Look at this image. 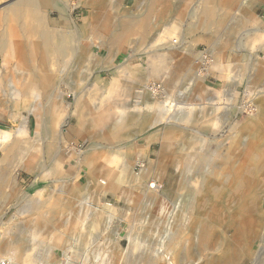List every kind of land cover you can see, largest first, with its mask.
Here are the masks:
<instances>
[{
  "label": "rangeland",
  "instance_id": "374dc122",
  "mask_svg": "<svg viewBox=\"0 0 264 264\" xmlns=\"http://www.w3.org/2000/svg\"><path fill=\"white\" fill-rule=\"evenodd\" d=\"M147 1L105 0L103 11L113 19L111 22L113 30L106 33L104 38L99 39V44L111 41L115 32L114 29L117 28L119 22L140 15L144 11ZM250 1L257 0H240V8L245 2ZM4 3L6 2H2L0 6ZM75 3L73 2V4ZM200 3L201 0H169L167 7L162 9L161 22L157 26L156 32L164 37V42L159 48L160 54L154 59L157 60V63L161 62L160 59L164 60L165 69L160 76L166 79V83L158 84L156 91H153L156 95L154 101H149L141 93L144 85L138 79L140 76L145 78V83L146 80H154L153 83L155 82L150 72L151 62L149 63L143 52L134 50L129 44H124L119 46L117 64L108 63L105 52L99 55V62L92 69L95 75L89 80L92 86L89 85L88 93H85L87 104L84 107L83 118H79L76 114V96L73 92L79 93L82 88L79 87L77 90V82L81 83L85 77L81 74L80 78L73 79L76 81L74 85H72V80L71 84H68V78L62 80L63 82H58L55 79L54 86L45 93V98L42 101L44 109L40 110L43 116L49 114L48 123H44L49 135L44 131L45 126H42L38 130L37 137L35 136L37 132L36 118L30 114V110L35 104L33 100H31L28 108L23 109L20 108L21 102L17 97L5 96L3 90L4 87L8 90L7 86L10 81L5 78V63L0 58V129L12 132L13 138H16L18 128L27 117V137L30 139L34 151H38L40 160L48 166L47 170H41L42 172L39 173L38 171H20L18 168L20 158H17L16 165L13 164L10 167L9 172H12L11 177L14 182L9 186L0 188V240L20 243L26 252L33 249L37 253L45 255L46 264H164L162 260L157 259L158 248L161 238L165 235L166 218L172 208L171 204H180V209H183L184 205L188 204L189 206L192 200H199L198 194L200 193L196 196H189L190 190L196 186L190 181L191 177L194 176V163L197 165L205 157L208 161H218L220 156L216 153L217 151L219 154L222 153L217 149L218 145L223 144L222 149H225L228 133L226 131L217 133L205 131L206 129H213V125L209 123L191 127L202 133L203 136L198 137L203 138V141L184 142L182 136L176 133L171 138V148L176 146L180 150L179 155L183 156L184 154V159L178 167V163L172 164L173 161L168 159L169 156L163 155V141L167 142L168 138L164 124L147 128L143 133H139L137 132L138 121H136L126 129L123 133L124 136L120 135L118 139H112L106 135L105 131L111 123H115L113 115L119 112L123 106L127 107V113L139 111L138 117L144 118L143 116L147 115V111L157 113L162 108L170 107L171 104H174L172 100L178 93L184 95L181 98L183 103L186 100L199 103L198 97L201 94V99H205V102L213 99L216 101L218 100L216 97L221 99L217 116L221 119L220 123L230 119L232 126L237 122H243L245 119H252L247 113L242 115L238 113L251 101L257 103L261 100L264 103V98L262 99L260 95L257 101L246 97L248 89H253L254 94L264 90V53L260 50L263 42L253 40L255 34L253 29L258 26L248 24L245 27H239L237 9L224 16L222 26L218 24L217 19L215 23H210L205 29L192 31V23L196 21L194 17L200 12ZM252 12L264 21V2L258 3L257 1ZM85 15L88 16L85 10L80 8L75 9L72 13V17L77 21H81ZM57 17V13H50L51 20H56ZM153 20L155 19L153 18ZM167 32L174 33L167 38V36L165 37ZM202 55L204 60L201 70L204 72V83L207 86L204 90L196 87L195 79L197 78L191 75L187 68L183 67L188 61L199 65ZM133 56V62L135 64L140 63L142 68L140 72H135L131 76L125 67ZM216 60L222 65L223 72L209 71ZM189 76L194 78L191 77L190 79ZM173 77H175L176 86L173 92H169L167 82ZM97 83L99 84L96 87ZM115 85L114 89L113 86ZM125 89L131 90L129 96L123 94ZM64 95L67 102L62 107L52 109L53 106H59V99ZM137 102H139L138 107L135 104ZM102 113L108 120H104L103 125L99 123L101 122L99 117L102 116ZM257 115L259 114L256 113ZM91 121H97L91 131H85L80 125ZM252 121L255 124L251 125L252 127H257L262 122L261 120L257 121L256 117ZM212 122L216 123V121ZM59 130L63 133L64 141L77 150H72L68 154L67 150L63 149V144L58 141ZM188 133L196 135L194 132L188 131ZM99 145L102 148L98 149ZM182 146L183 152L181 151ZM3 147L0 144V158L3 156ZM78 150L82 151V156L85 159L88 157L92 160L91 169L96 172L99 189L102 181L111 172H117L121 166L129 163L134 166V172L137 175H147V181L157 180L161 177L164 188L155 194L154 200L146 199L142 192L135 189L136 187H128L126 184L117 193L109 191L103 194L99 192L97 195L96 192H89L85 194L87 196L77 197L78 195L68 192L67 184L60 182V177L51 175L50 168L52 161L58 158L63 165L68 155L77 156ZM188 161L192 165V170L185 167V163ZM64 167L65 171H70L72 174L77 172L73 166L66 164ZM181 168H185V171H181ZM63 173L67 175V173ZM83 176H85V172L78 179L80 184L85 183ZM202 188L204 186L202 187L198 182L197 189ZM249 189L245 191L246 196L244 195L243 199L249 205L250 211L248 210L244 216L238 217L236 225L231 226L229 216L236 212L237 207L234 204L229 206L224 200L219 201L218 204L216 201H210V203L205 201V204L203 202L202 205H199L200 217L195 218L188 213V209L187 216L182 218L180 224V228L184 231L183 236L187 238H196L197 231L195 228L197 225L193 224V221L203 218L204 213L212 211L213 204L217 205L214 207V213L217 212V214L214 215L213 213V220L208 223V227H210L208 228L210 234L208 242L210 245L208 244L207 247L210 249L206 248L202 252L194 249L195 255L189 254V261H191L189 262L186 248H183L174 255L175 259L178 258L176 259L177 264H205L209 259L219 258L224 254L225 243L231 245V257H237L239 259L238 264H264V189L253 187ZM123 193H125L124 196ZM136 194H140L142 197L138 204H136L137 201L136 203L134 201ZM43 202L45 205H42ZM88 202L89 206L87 205ZM36 203L37 205H35ZM109 207L112 208L110 214L100 212L101 208L109 210ZM86 208H89L87 214L84 211ZM252 208L254 209L253 212ZM42 213L44 214L42 215ZM94 216L99 217V224H94L95 226L91 221ZM74 219H77V224L74 223L77 229L76 234H73L71 230ZM40 220H46V225H49L48 230L38 227L37 224ZM53 226L59 228L63 246L60 245L58 248L51 249L54 243L52 239ZM84 226H86L85 229ZM131 236L139 243L137 249H129V237ZM81 239L83 240L80 241ZM66 241L68 243L65 247ZM192 242H196V240ZM70 244L74 246L73 250L67 249ZM3 246L0 248V258L10 257L11 254L7 246L5 244ZM66 252L70 253V262L66 259Z\"/></svg>",
  "mask_w": 264,
  "mask_h": 264
},
{
  "label": "bare ground",
  "instance_id": "6f19581e",
  "mask_svg": "<svg viewBox=\"0 0 264 264\" xmlns=\"http://www.w3.org/2000/svg\"><path fill=\"white\" fill-rule=\"evenodd\" d=\"M239 1L240 0H201L200 12L194 17L196 21L192 23L191 30L200 31L205 29L210 23H215L217 19L218 24L222 26V23H224V16L227 13L238 9V26L245 27L248 24H256V27L258 26L256 29H253L255 32L253 40H260L263 42L260 46V50L264 53V21L260 20L252 12L257 1L260 3L264 2V0L245 2L241 8ZM2 2L7 3L0 6V58H2L5 63V78L10 81L7 86L8 90L4 87L5 89L3 88V92L5 96L11 95L12 97H17L21 102L20 108L23 109L28 108L31 100L35 102L30 110V114H33L36 118V137L38 130H40L42 126H45L44 131L49 135L45 125L49 121V114L43 116V114L40 113V110L44 109L42 101L45 98V93L54 86L55 79L58 82H63L62 80L68 78V84H71L72 80V85H74L76 84V81L73 79L80 78L81 74L85 77L84 81H79L81 83L77 82V90H79V87L82 88L79 90V93L76 91L73 92L76 96V114L79 118H83L84 107L87 104L85 93H88L89 85H91L89 80L95 75V72L92 69L99 62V55H102V52H105V57L108 63L112 64H117V52L120 50L119 46L124 44L131 45L134 50L141 51L147 56L149 63L151 62L150 72L154 77L155 82L153 83L154 80H146V84L144 82V77L139 76L138 79L139 82H142V85H144L143 92L141 93L146 96L149 101H154V99H156L154 92L156 91L155 89L158 88V84L163 85L166 83V79L160 76L165 69L163 66L164 60L160 59L161 62L157 63V60L154 58L160 54L159 48L164 42V37L157 34L156 28L161 22V14L163 13L162 9L167 7L169 0H148L144 11L140 15L119 22L117 28L114 29L115 32L113 33L112 40L109 42H102V44H99V39L104 38L106 33L113 30V26H111L113 19L105 14L100 6L102 0H0V4ZM73 2L76 3L73 4ZM77 8L85 10L88 16L85 15L81 21L74 19L72 13ZM52 12L58 14L56 20L50 19V13ZM153 18L155 20H153ZM173 33L174 32H167L165 37L167 36V38H169ZM96 49L98 50L97 52L95 51ZM133 58L134 56L131 57L125 67L131 76L135 74V72H140V69L142 68L140 63L135 64L133 62ZM203 58L202 55V58H200L201 65L192 64V61H188L183 65V67L189 70L191 75L197 78L195 79V84L200 90H204L207 87L204 83V72L201 70L204 60ZM209 71L223 72V67L216 60V63L211 65ZM191 77L192 76H189L190 79ZM185 79H187L186 76ZM98 84L99 83L95 86L97 87ZM167 84L169 92H173L176 86L175 77L169 79ZM115 87L116 85L113 86L114 89ZM253 91V89H248V92L246 93L247 99L251 98L256 99L257 101L259 95L262 99L264 98V90L255 94ZM130 93V89H125L123 92L124 95L128 94V96ZM178 94H176L175 99L172 100V103L174 102V104L170 103V107L167 106L162 108L157 113L147 111V115L143 116L144 118L138 117L139 111L136 113H127V107L122 106V109L113 115L115 123H111L109 127H107L108 129H106L107 131H105L106 135H109L112 139H118L119 136L123 135L126 129L136 121H138L137 132L139 133H143L147 128L164 124L166 126V134L168 138L167 142H165V140L163 141V155H168V159L173 161L171 163H178V167H180L181 161L184 159V154L183 156L179 155L180 150L176 146L171 148V138L175 136L176 133H179L182 136V141L191 143L203 141V138L198 137L203 136L201 135L202 133L191 128L193 126H198L199 124L204 125L209 123L213 125L212 130H205L208 132L213 131L214 133H217L226 131L228 133L226 137L227 144L225 145L226 147H224L225 149H222L223 144L218 145L217 149L222 151L221 154H219L218 151L216 153V155L220 156L218 161H208L205 157L201 159L197 165L194 163V176L191 177L190 181L193 184H196V186L190 190L189 196H196L200 193L198 194V197H200L199 200H192V203H190L189 206L188 204L184 205L185 207L183 209H180V204H171L172 208L166 218L165 235L161 238L158 248L157 259L162 260L164 264H177L176 259L178 258L175 259L174 255L183 248H186L188 261L190 257L189 254L195 255L193 253L194 249L199 252L204 251L206 248L210 249L207 247L210 236L208 231V228L210 227H208V223L213 220L214 207L217 205L213 204V210L204 213L203 218L194 219L193 224L197 225L195 228L197 231L195 239H193L194 237H184V231L180 228L182 218L185 217L186 214L190 213L195 218L200 217L201 209L199 208V205H202L203 202L205 204V201H209V203L210 201H216L218 204L219 201L224 200L229 206L234 204L237 207L236 212L229 216L231 226L236 225L237 218L244 216L246 211H250V207H248L249 205L243 199L244 195L246 196L245 191L250 190V187L264 189V103L261 102V100L257 101V103L251 101L249 105H246V107H243V109H240L238 112L241 115L247 113L248 116L252 119L254 118V120L256 117L257 121H262L260 125L252 127L251 125L254 124V121L248 118L243 122H237V124L231 126L230 119L225 120L224 123H220L221 119L217 116L219 102L221 101L220 98L216 97V99H218L216 101L213 99L205 102V99H201V94L199 93V103H193L191 100H186L185 103H183L181 98H183L184 95L182 93ZM66 102L67 99L64 95L59 99V106H53L52 109L62 107ZM139 102L135 103L137 107ZM256 113L259 115L256 116ZM102 116L99 117V121L101 120L99 123H101V125H103L104 120L108 121ZM212 121H216V123ZM96 122L97 121H91L87 124L80 125L85 131H91ZM188 131L194 132L196 135H190ZM50 132L49 129V133ZM16 133L17 137L13 138L12 132L0 129V144L4 146L2 149L3 156L0 158V188L9 186L14 182L11 177L12 172H9V170L10 167L15 164L17 158H20V164H18L20 171H38L39 173L48 169V166L44 165V162L40 160L38 151H34V147L30 144V139L27 137V117L24 119L23 124L18 128ZM58 137V141L63 144V149L67 150L68 154H70L72 150H77L64 141L62 132L58 133ZM97 148L100 149L102 146L99 145ZM181 151L183 152V146ZM66 164L75 167L77 169L76 174H72L70 171H65L64 166ZM190 164L191 163L188 161V163H185V167H189V169L192 170V165ZM91 165L92 160L88 157L85 159L82 156V151L78 150V155H68L64 160L63 165H61V160L58 158L52 161L50 173L53 177H60V182L67 184L68 192L78 195L77 197H81L89 192H96L97 195L99 192H101V194L109 191L117 193L122 189V186L126 184L128 187H136L135 189L142 192L146 199L154 200L156 198L155 194L164 188L161 177L157 180L147 181L148 176L145 174L142 176H140V174L137 175L134 172V166L129 163L121 166V169L117 172H111L110 175L102 181V185L99 189V186H97V182L99 181L97 180L96 172L91 169ZM163 167L165 169V166ZM181 171H185V168H181ZM63 172L67 173V175ZM83 172H85V176H83L85 183L80 184L78 179ZM182 182L184 183V180H182ZM198 182L202 187L204 186V188L197 189ZM124 194L125 193H123V196ZM141 198L140 194H136V200H134L135 203L137 201L136 204H138L142 200ZM31 204L34 205L33 203ZM99 204L100 202L97 204L98 208ZM35 205H37V203ZM42 205H45V202H43ZM87 205L89 206V202ZM136 207L138 208L137 205ZM108 209L109 210L101 208L100 212L110 214L112 208L109 207ZM256 209L258 210L257 207ZM88 210L89 208L84 210L86 214L88 213ZM253 210L254 209L252 208V212ZM43 214L44 213H42V215ZM216 214L217 212L214 213V215ZM91 221L93 222V225L99 224V217L94 216ZM46 223V220H40L37 225L40 229L46 228L48 230L49 225H46ZM74 223L77 224V219L73 220L72 224ZM85 227L86 226H84V229ZM52 230L53 233H51L53 235L52 239L54 240V243L51 249L58 248L60 245L63 246L59 234L60 231H58L59 228L53 226ZM71 230L73 234L77 233L75 224L71 226ZM82 240L83 239L80 241ZM195 240L196 242H192ZM3 243L7 246L11 256L8 258H0L1 261L7 260L12 264L47 263L45 255L37 253L33 249L26 252L23 249V245L20 243L13 241L5 242L1 239L0 248L4 245ZM66 243L68 242H65V247ZM129 243V249L131 250L139 247V243L135 241L133 236L129 237ZM67 249L73 250L74 246L70 244ZM230 251H232L231 245L225 243L223 256L216 259H209L205 264H238L239 259L237 257H231L230 253L232 252ZM65 256L67 261L70 262V253L66 252Z\"/></svg>",
  "mask_w": 264,
  "mask_h": 264
},
{
  "label": "built area",
  "instance_id": "2783aa9c",
  "mask_svg": "<svg viewBox=\"0 0 264 264\" xmlns=\"http://www.w3.org/2000/svg\"><path fill=\"white\" fill-rule=\"evenodd\" d=\"M0 264H12V263H10L9 261H7V260H0Z\"/></svg>",
  "mask_w": 264,
  "mask_h": 264
},
{
  "label": "crops",
  "instance_id": "0c3cea01",
  "mask_svg": "<svg viewBox=\"0 0 264 264\" xmlns=\"http://www.w3.org/2000/svg\"><path fill=\"white\" fill-rule=\"evenodd\" d=\"M9 1H12V0H9ZM104 2H105V0H102L101 3L99 2V3L101 4L100 6L102 7V9H103V6H104ZM135 2H136V0H135ZM6 3H7V2H6ZM114 10H115V9H114ZM114 10H113V11H114ZM3 76H4V75H3Z\"/></svg>",
  "mask_w": 264,
  "mask_h": 264
}]
</instances>
